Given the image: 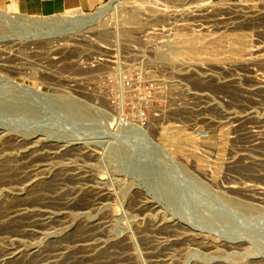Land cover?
Returning <instances> with one entry per match:
<instances>
[{
	"label": "rangeland",
	"instance_id": "1",
	"mask_svg": "<svg viewBox=\"0 0 264 264\" xmlns=\"http://www.w3.org/2000/svg\"><path fill=\"white\" fill-rule=\"evenodd\" d=\"M112 1L0 4V264H264V0ZM113 39L127 83L77 62Z\"/></svg>",
	"mask_w": 264,
	"mask_h": 264
},
{
	"label": "built area",
	"instance_id": "2",
	"mask_svg": "<svg viewBox=\"0 0 264 264\" xmlns=\"http://www.w3.org/2000/svg\"><path fill=\"white\" fill-rule=\"evenodd\" d=\"M244 26L248 27V31L254 41L261 42L260 36L264 35V9H254L253 3H244ZM257 8V7H256ZM160 30L156 28H149L147 35L150 36L153 31ZM163 32V31H162ZM255 35V36H254ZM120 42L117 39L109 41L107 45L103 46L105 48V53L103 55L96 54H86L78 57L77 62L83 68H92L95 65H100L109 74L117 75L116 77L124 80L126 83L130 79V75L127 70H123L122 67L125 65L120 61V56L109 53L111 48L115 51L114 47H118ZM127 45V44H122ZM254 46L260 47L264 46V43H253ZM111 46V47H110ZM246 71L244 69V81H255L264 82V72L258 71L255 67L251 66ZM142 101L147 102V95L142 97ZM141 117V111H132L131 109H125L119 116V121L123 127H131L134 123L139 121Z\"/></svg>",
	"mask_w": 264,
	"mask_h": 264
},
{
	"label": "crops",
	"instance_id": "3",
	"mask_svg": "<svg viewBox=\"0 0 264 264\" xmlns=\"http://www.w3.org/2000/svg\"><path fill=\"white\" fill-rule=\"evenodd\" d=\"M104 0H0V4L17 6L28 13L43 12L48 14L53 10L73 9L83 12H92L100 7Z\"/></svg>",
	"mask_w": 264,
	"mask_h": 264
},
{
	"label": "bare ground",
	"instance_id": "4",
	"mask_svg": "<svg viewBox=\"0 0 264 264\" xmlns=\"http://www.w3.org/2000/svg\"><path fill=\"white\" fill-rule=\"evenodd\" d=\"M117 1H119V0H113L112 2H117ZM109 7L107 6V5H101V7L97 10V11H95L94 13H86V12H83V11H79V12H76L75 14H73V15H79V17H74V18H72V19H70L69 21L68 20H66V21H68V22H66L65 24H66V27L68 26V27H70V28H73V25L74 24H79L80 26H86V25H91V24H94V22L96 21V20H98V19H100L101 18V15L102 14H104L106 11H107V9H108ZM7 14H9L8 12H6L5 10H3V9H1L0 8V16H5L6 18H8V16H7ZM4 22H6V21H4ZM4 25H6L5 23H4ZM72 25V26H71ZM88 25V26H89ZM54 28V30H56L57 29V26H55V27H53ZM101 32V31H100ZM103 33V32H102ZM105 33V32H104ZM99 34V33H98ZM103 34H101V36H102ZM105 35V34H104ZM103 37V36H102ZM104 38V37H103ZM193 46H195V45H193ZM5 64V63H4ZM3 64V65H4ZM165 149V148H164ZM164 151V150H163ZM5 152V151H4ZM0 160H2V159H0ZM34 161V160H33ZM136 162V161H135ZM143 162V161H142ZM137 163V162H136ZM145 166V165H144ZM146 167V166H145ZM148 171V170H147ZM2 179V178H1ZM33 182V181H32ZM4 183V182H3ZM31 183V182H30ZM31 184H33V183H31ZM30 184V185H31ZM231 188H233V186H230ZM241 187V186H240ZM239 188V187H238ZM243 188H244V186H243ZM240 190V189H239ZM239 194V193H238ZM26 205V204H25ZM23 209V208H22ZM22 209H21V211L20 212H22ZM26 210V209H25ZM25 210H23V212L25 211ZM27 211V210H26ZM28 211H30V210H28ZM31 212V211H30ZM19 213V212H18ZM28 213V212H27ZM34 213V212H33ZM16 214V213H15ZM37 215V214H36ZM17 216H19V214L17 215ZM16 217V216H15ZM38 219V218H37ZM41 220V219H40ZM39 220V221H40ZM48 221V220H47ZM36 222V221H35ZM38 222V221H37ZM87 254V253H86ZM14 256V255H13ZM91 258H92V256H91ZM84 259V258H83ZM87 259V258H86ZM86 261V260H85Z\"/></svg>",
	"mask_w": 264,
	"mask_h": 264
}]
</instances>
